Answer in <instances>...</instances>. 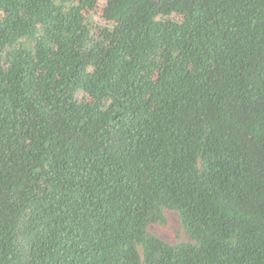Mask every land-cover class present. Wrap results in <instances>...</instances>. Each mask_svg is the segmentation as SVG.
Listing matches in <instances>:
<instances>
[{
    "label": "trees",
    "instance_id": "obj_1",
    "mask_svg": "<svg viewBox=\"0 0 264 264\" xmlns=\"http://www.w3.org/2000/svg\"><path fill=\"white\" fill-rule=\"evenodd\" d=\"M0 264H264V0H0Z\"/></svg>",
    "mask_w": 264,
    "mask_h": 264
},
{
    "label": "rangeland",
    "instance_id": "obj_2",
    "mask_svg": "<svg viewBox=\"0 0 264 264\" xmlns=\"http://www.w3.org/2000/svg\"><path fill=\"white\" fill-rule=\"evenodd\" d=\"M98 9L100 8L98 7ZM164 215L167 221V230L164 231L158 225H152L149 231L169 242H174L179 237L184 238L183 233L180 231L177 214L174 211L165 210Z\"/></svg>",
    "mask_w": 264,
    "mask_h": 264
}]
</instances>
